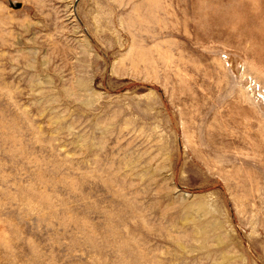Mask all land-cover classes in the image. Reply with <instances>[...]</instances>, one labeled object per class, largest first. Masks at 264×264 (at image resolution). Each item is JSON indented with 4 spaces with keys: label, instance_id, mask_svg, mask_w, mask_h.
Masks as SVG:
<instances>
[{
    "label": "rangeland",
    "instance_id": "rangeland-1",
    "mask_svg": "<svg viewBox=\"0 0 264 264\" xmlns=\"http://www.w3.org/2000/svg\"><path fill=\"white\" fill-rule=\"evenodd\" d=\"M0 264H264V0H0Z\"/></svg>",
    "mask_w": 264,
    "mask_h": 264
}]
</instances>
